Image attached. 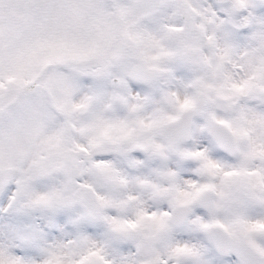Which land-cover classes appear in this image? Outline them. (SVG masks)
<instances>
[{
    "label": "snow or ice",
    "instance_id": "1",
    "mask_svg": "<svg viewBox=\"0 0 264 264\" xmlns=\"http://www.w3.org/2000/svg\"><path fill=\"white\" fill-rule=\"evenodd\" d=\"M0 264H264V0H0Z\"/></svg>",
    "mask_w": 264,
    "mask_h": 264
}]
</instances>
